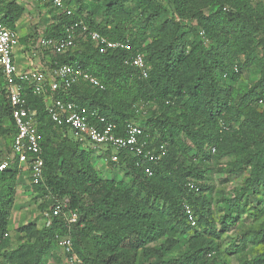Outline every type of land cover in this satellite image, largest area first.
<instances>
[{"label": "trees", "instance_id": "obj_1", "mask_svg": "<svg viewBox=\"0 0 264 264\" xmlns=\"http://www.w3.org/2000/svg\"><path fill=\"white\" fill-rule=\"evenodd\" d=\"M88 1L63 0L73 8L72 15H60L45 35L61 38L64 27L72 25H78L80 34L86 25L111 41L129 40L146 55L149 77L142 78L125 64V51L102 54L88 37H81L73 49L54 55L51 64L86 70L105 89L72 88L60 97L99 112L116 125L118 135L136 119L138 104L151 105L152 112L140 123L143 136L149 148L166 146V155L151 162L123 150L116 153L119 161L112 162L111 149L106 150L107 163L129 182L103 178L94 167L95 150L55 127L43 100L27 89L24 95L38 118L44 160L43 182L34 188L49 199L43 212L50 214V224L17 229L21 243L6 252L19 171L0 170V256L8 264H45L57 237L70 235L84 264H211V258L221 254V232L210 225L205 171L188 162L229 159L226 174L247 172L227 203L228 220H235L233 209L243 196L256 206L257 195L264 193V0H104L100 22L93 10L86 9ZM136 1L138 17L127 10ZM23 12L14 1L0 0L5 27L15 30ZM251 68L259 73L258 80L237 86ZM12 115L2 92L0 136L16 133ZM56 201L78 213L70 228L62 216L52 215ZM186 203L194 211L196 226L187 219ZM222 224L226 231L225 221ZM181 238L187 239L188 251L167 259ZM163 239V244L153 246ZM247 241L264 244V221L240 245L245 247ZM245 264H264V253Z\"/></svg>", "mask_w": 264, "mask_h": 264}, {"label": "built area", "instance_id": "obj_2", "mask_svg": "<svg viewBox=\"0 0 264 264\" xmlns=\"http://www.w3.org/2000/svg\"><path fill=\"white\" fill-rule=\"evenodd\" d=\"M55 11L64 9L63 0H43ZM75 26H65L63 37L49 38L41 36L38 48L50 51L53 55H63L73 49L81 37H88L91 43L99 49L100 53L125 51L128 53L125 64L138 70L142 78H148L150 67L146 55L131 46L129 40L111 41L97 31H89L83 25L82 32L76 33ZM20 37L15 30L5 27L0 21V93L4 92L8 103L13 109V121L16 133L12 137L11 152L0 160V170L16 167L19 174L27 171L29 182L32 186L43 182L44 160L42 158V135L38 128L36 113L28 107L24 95L27 89L42 99L47 116L55 127L65 129L75 141L84 147L111 149L109 158L118 162L117 152L130 150L134 156L145 157L151 162H158L166 155V146L149 148L144 139V129L141 120L149 116L147 109L151 105L138 104L136 119H132L124 126V134H117V127L97 111H90L86 106L74 101H67L59 94L67 93L72 88L85 92L104 90L105 86L94 75L70 64L51 66L44 70L32 69L20 71L14 60V51L19 46ZM239 72L237 66L234 73ZM224 77H227L225 75ZM148 113V114H147ZM215 148L211 153H214ZM107 160V159H106ZM152 175L151 168L145 169ZM185 213L191 225L196 226V216L189 204L184 206ZM52 215L62 216L70 228L79 219L78 213L69 210L66 202L56 201L51 207ZM46 225L50 224V214H45ZM57 245L65 255L66 264H84L74 251L73 239L70 235L57 237Z\"/></svg>", "mask_w": 264, "mask_h": 264}, {"label": "rangeland", "instance_id": "obj_3", "mask_svg": "<svg viewBox=\"0 0 264 264\" xmlns=\"http://www.w3.org/2000/svg\"><path fill=\"white\" fill-rule=\"evenodd\" d=\"M103 1L104 0H89L86 4V9L93 10L95 20L100 22L103 18ZM138 2H133L128 5L127 10L131 11L134 17L140 15V9L138 8ZM27 6L29 7L30 14L28 22V30L25 31L27 35L20 37V44H24L26 49L33 50L43 62V66L47 69L51 67V62L54 55L49 51H42L38 48V41L41 36L45 35L49 26L56 24L60 15L71 16L73 8L66 6L64 3V9L62 11L53 10L47 2L43 0H28ZM210 11L207 10L206 13ZM19 35V34H18ZM259 77V73L255 68H251L243 72L242 79L237 86H251ZM151 108L147 109L148 113H151ZM147 113V114H148ZM9 126V123H6ZM12 134L0 136V160L11 152ZM189 146V145H187ZM93 148V147H90ZM95 153L94 167L102 175L103 178L114 179L117 181L129 182V179L125 177L124 173L119 169L112 168L106 161V153L104 149L93 148ZM194 150L189 153L190 157H193ZM102 156H99V155ZM99 156V157H98ZM98 157V158H97ZM229 159L217 160L214 159L208 163H200L198 159H190L188 164L199 166L205 171V185L210 187L209 192H205L209 206L211 209V227L216 229L215 231L221 232V237L218 240L220 243L221 254L215 258H211V264H245L254 260L256 257L264 253V244L252 243L247 241L246 246L240 245L243 237L249 238L253 234V231L257 230L259 225L264 221V193L261 192L257 195L258 203L254 204L253 201H249L246 196H243L237 206L233 209V217L235 220H228V201L238 191L247 176V172L237 176H229L224 172V167L227 166ZM29 176L27 171H24L20 175L19 186L17 194H15V204L9 223V247L6 252H12L17 249L21 243V235L17 233V229L28 225L35 224L37 227H44L46 221L45 213L43 209L50 204L49 199L35 190L29 182ZM227 217V220L225 218ZM225 221L226 231L222 230V222ZM165 239L153 244L154 247H158L163 244ZM188 251L187 239L181 238L180 244L174 249V251L167 255L166 258H180L184 253ZM65 255L59 245L54 244L52 251L45 258V264H65ZM0 264H8V260L0 256Z\"/></svg>", "mask_w": 264, "mask_h": 264}, {"label": "crops", "instance_id": "obj_4", "mask_svg": "<svg viewBox=\"0 0 264 264\" xmlns=\"http://www.w3.org/2000/svg\"><path fill=\"white\" fill-rule=\"evenodd\" d=\"M8 1H14L17 5L21 6L24 9V12H23L21 18L16 23V29H15V31L19 34L18 36L23 37V35H27V33H25V31H27L28 27H29L28 15L30 14V12H28V11L30 9L27 6L28 0H8ZM44 36H46V35H44ZM14 60H15V63H16V65L20 71H28V70H32V69H41V70L46 69V67L43 66V62H41L40 58L37 56V53H35V49H33L32 51L29 49H26V46L24 44H20V40H19V46L14 51ZM50 65L52 66V64H50ZM99 156H102V155L100 154ZM94 158H96V157L94 156ZM22 174H18V177H17V190H18V186H19L20 175H22Z\"/></svg>", "mask_w": 264, "mask_h": 264}]
</instances>
